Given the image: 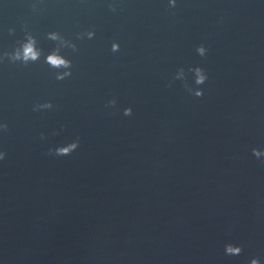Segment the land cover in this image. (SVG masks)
Masks as SVG:
<instances>
[{
    "label": "water",
    "instance_id": "water-1",
    "mask_svg": "<svg viewBox=\"0 0 264 264\" xmlns=\"http://www.w3.org/2000/svg\"><path fill=\"white\" fill-rule=\"evenodd\" d=\"M28 33L39 59L11 61ZM195 66L203 97L173 79ZM0 123L4 264H264L262 0H0Z\"/></svg>",
    "mask_w": 264,
    "mask_h": 264
},
{
    "label": "clouds",
    "instance_id": "clouds-1",
    "mask_svg": "<svg viewBox=\"0 0 264 264\" xmlns=\"http://www.w3.org/2000/svg\"><path fill=\"white\" fill-rule=\"evenodd\" d=\"M264 2V0H262ZM178 0H167L168 7L170 9H175L177 6ZM112 11H116L115 4L110 5ZM10 32H14V29H10ZM86 35L88 39H92L95 37L94 31H87L86 33L81 34ZM48 38L52 40L61 41L62 43H68L67 39H65L59 32H49ZM73 48L76 46L74 44L71 45ZM111 50L113 52H118L120 50V44L118 42H113L111 45ZM59 49L57 50V52ZM208 47L204 44H200L196 48V53L201 56L205 57L208 54ZM40 49L37 47V41L34 36L30 33L26 34V37L23 41L19 42L18 47L15 48L14 51L10 53H6L7 57L15 62L20 61L24 64H28L29 62L36 61L40 57ZM46 62L49 63L52 67L57 69H63V71L57 73V79H65L72 75V61L67 57L58 55L56 53L48 56L46 58ZM190 71L193 69H189ZM194 87L190 86L187 82V73L185 68L180 67L174 74V80L184 82V86L187 88V91L195 96V97H203L205 94L204 85L208 81V74L205 69L201 66L194 67ZM117 101L112 99L108 101L109 106H115ZM54 105L51 102H46L42 104H37L34 107V110H46L52 109ZM133 113L132 107H127L123 110V114L125 116H131ZM8 125L6 123H0V131L6 130ZM43 138V136H42ZM80 146L79 139H75L66 144L57 145L53 150L50 151V154L55 156H68L75 152ZM7 152L3 149H0V161H4L7 158ZM252 157L260 162H264V150H260L257 148H253L251 152ZM224 254L230 257H239L241 254V247L237 246L233 243H226L224 245ZM0 264H4L2 260H0ZM249 264H261V260L259 258H252Z\"/></svg>",
    "mask_w": 264,
    "mask_h": 264
}]
</instances>
